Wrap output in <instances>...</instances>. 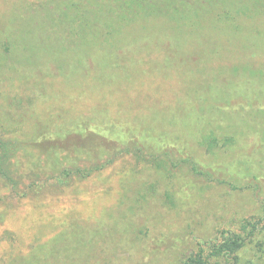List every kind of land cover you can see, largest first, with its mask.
Returning a JSON list of instances; mask_svg holds the SVG:
<instances>
[{
    "label": "rangeland",
    "instance_id": "obj_1",
    "mask_svg": "<svg viewBox=\"0 0 264 264\" xmlns=\"http://www.w3.org/2000/svg\"><path fill=\"white\" fill-rule=\"evenodd\" d=\"M50 1L0 0V137L29 142L43 126L81 120L149 126L174 160L186 149L216 173L225 168L227 184L134 154L58 194L18 198L0 176V264H181L200 241L259 212L264 13L221 20L217 8L195 26L148 18L151 24L125 26L112 40L131 44L112 54L114 66L94 57L86 68L76 64L88 47L60 45L43 18ZM227 103L238 108H216ZM212 133L218 143L210 150ZM88 158H48L25 145L15 163L49 173ZM241 167L250 169L245 179Z\"/></svg>",
    "mask_w": 264,
    "mask_h": 264
},
{
    "label": "trees",
    "instance_id": "obj_2",
    "mask_svg": "<svg viewBox=\"0 0 264 264\" xmlns=\"http://www.w3.org/2000/svg\"><path fill=\"white\" fill-rule=\"evenodd\" d=\"M47 6L42 7V12L46 13L43 18L50 19L48 27L51 28L55 40L70 48L88 47L76 64L86 68L93 63L94 57H98V65L114 66L115 59L119 57H113L112 54L130 48L131 44L122 45V48L115 47L112 40L122 34L125 26L141 22L151 24L146 20L148 18H165L179 26L186 23L195 26V21L200 15L217 8L221 9V20H231L237 13H264V0H51L49 8ZM47 46L46 52L55 48L50 44ZM106 50L108 53L105 54ZM90 56L91 61L88 60ZM103 58L104 62L101 61ZM221 93L224 98L229 95L225 89H222ZM216 108L219 111H228L237 109L238 106H229L227 103V106ZM81 121L74 123L72 128L65 126L48 129L43 126L29 142L15 137H0V176L15 197L25 198L30 194L41 196L47 191L53 194L61 193L65 188L88 179L119 157L128 154L165 159L173 168L189 165L195 174L205 176L210 181L227 184L225 168H218L216 173L213 167L197 163L186 149L181 151L179 160H174L171 154L173 148H168L169 145L161 146L158 143L159 135L149 126L134 129L111 122L96 126L91 120ZM211 139L210 150H213L218 138L212 133ZM25 145L48 158L55 154L76 156L86 152L89 158L87 161L80 160L77 165L64 166L58 170L56 168L49 173L44 169L21 171L20 167H16L15 159L25 149ZM242 171L241 179H245L250 169L244 167ZM253 176L254 179H260L257 175ZM235 187L234 189L238 188ZM233 224L236 229L231 227L218 230L214 237L200 241L194 250L183 256L181 264H263L264 202L259 212Z\"/></svg>",
    "mask_w": 264,
    "mask_h": 264
}]
</instances>
